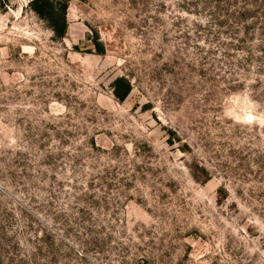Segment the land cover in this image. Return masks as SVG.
Returning <instances> with one entry per match:
<instances>
[{
    "label": "rangeland",
    "instance_id": "obj_1",
    "mask_svg": "<svg viewBox=\"0 0 264 264\" xmlns=\"http://www.w3.org/2000/svg\"><path fill=\"white\" fill-rule=\"evenodd\" d=\"M30 1L0 0V264H264V0H62L63 38Z\"/></svg>",
    "mask_w": 264,
    "mask_h": 264
},
{
    "label": "trees",
    "instance_id": "obj_2",
    "mask_svg": "<svg viewBox=\"0 0 264 264\" xmlns=\"http://www.w3.org/2000/svg\"><path fill=\"white\" fill-rule=\"evenodd\" d=\"M30 9L41 19L45 20L57 38H63L67 31L66 9L67 5L62 0H31ZM93 46L98 54H103V46L95 38ZM114 97L122 102L131 91L129 83L124 78H116L113 82Z\"/></svg>",
    "mask_w": 264,
    "mask_h": 264
}]
</instances>
